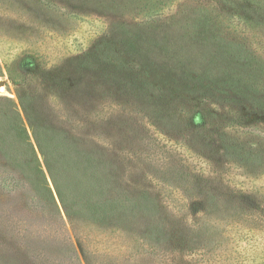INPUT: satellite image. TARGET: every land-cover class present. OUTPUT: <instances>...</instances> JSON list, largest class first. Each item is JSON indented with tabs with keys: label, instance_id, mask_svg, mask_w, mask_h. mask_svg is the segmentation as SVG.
<instances>
[{
	"label": "trees",
	"instance_id": "16d2710c",
	"mask_svg": "<svg viewBox=\"0 0 264 264\" xmlns=\"http://www.w3.org/2000/svg\"><path fill=\"white\" fill-rule=\"evenodd\" d=\"M258 1L181 0L152 14L177 21L182 6L200 9L199 36L223 52L190 70L204 88L131 75L119 100L84 90L45 125L34 122L33 97L0 95V264H222L228 254L230 264H264Z\"/></svg>",
	"mask_w": 264,
	"mask_h": 264
},
{
	"label": "rangeland",
	"instance_id": "374dc122",
	"mask_svg": "<svg viewBox=\"0 0 264 264\" xmlns=\"http://www.w3.org/2000/svg\"><path fill=\"white\" fill-rule=\"evenodd\" d=\"M177 2L181 0H0V79L5 81L0 95L19 105L21 95L33 97L34 122L45 125L56 117L52 107L57 115L64 103L82 102L84 94L78 93L84 90L99 89L100 101L119 100L117 92L128 91L132 76L143 80L150 75L156 85L172 91L204 88L205 83L190 78V70L202 72L203 57L223 52L209 34L199 36L205 28L192 18L200 9L193 11L195 3H188L179 20L152 21L157 11H177ZM258 3L264 7V0ZM259 52L263 58L264 44ZM135 96L132 102H143ZM156 135L151 134L150 151L158 148ZM228 255L222 264L236 257Z\"/></svg>",
	"mask_w": 264,
	"mask_h": 264
},
{
	"label": "water",
	"instance_id": "95a60500",
	"mask_svg": "<svg viewBox=\"0 0 264 264\" xmlns=\"http://www.w3.org/2000/svg\"><path fill=\"white\" fill-rule=\"evenodd\" d=\"M0 82H4V85H5V81L3 79H1Z\"/></svg>",
	"mask_w": 264,
	"mask_h": 264
}]
</instances>
